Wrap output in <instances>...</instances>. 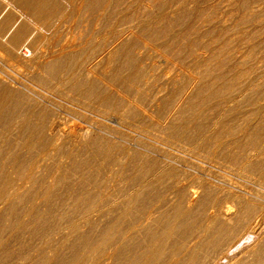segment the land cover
<instances>
[{
	"label": "rangeland",
	"instance_id": "1",
	"mask_svg": "<svg viewBox=\"0 0 264 264\" xmlns=\"http://www.w3.org/2000/svg\"><path fill=\"white\" fill-rule=\"evenodd\" d=\"M62 1L36 5L38 53L0 42V178L22 185L0 196V264H264V0ZM49 121L73 137L32 132ZM194 188L259 233L226 249Z\"/></svg>",
	"mask_w": 264,
	"mask_h": 264
},
{
	"label": "bare ground",
	"instance_id": "2",
	"mask_svg": "<svg viewBox=\"0 0 264 264\" xmlns=\"http://www.w3.org/2000/svg\"><path fill=\"white\" fill-rule=\"evenodd\" d=\"M8 1V0H7ZM43 0H11L10 3L13 6L12 8H16L18 10V12L20 11V16L24 17V21H22V23H18L15 22L14 17H12V13L9 14L8 12V6H3V8H1L2 10L0 11V42H2V44L6 47L7 49V55H5L6 57L4 59H6V61H11V60H17L19 62H21L20 60H27L32 53H34L35 49L32 50L31 48H29L28 46H26V44H24L23 42H25L26 39H28L27 37L31 38L30 36L34 34V32H37L38 28L36 27L37 20L39 19L40 15L37 11H36V5L41 3L40 5H42ZM59 1V0H58ZM62 1V0H61ZM2 2V1H1ZM5 2V1H4ZM1 5H3V3ZM9 2V1H8ZM57 2V1H56ZM63 2V1H62ZM49 3V1H48ZM55 3V1H54ZM53 3V4H54ZM60 3V2H59ZM6 5V4H5ZM39 5V6H40ZM70 5V4H69ZM23 6H25L27 9L23 8ZM47 6V5H46ZM2 7V6H1ZM50 8V6H48ZM47 7V8H48ZM10 8V7H9ZM38 8V7H37ZM53 8V7H52ZM51 8V9H52ZM16 9H13L15 11H17ZM43 10H45L43 8ZM77 11V10H76ZM17 12V13H18ZM48 12V11H47ZM49 12H52V10H49ZM55 13V12H54ZM59 13V12H58ZM19 14V13H18ZM53 14V13H52ZM12 15V16H11ZM16 15V14H15ZM45 15V14H44ZM20 18V17H19ZM59 18V17H58ZM14 19V20H13ZM22 19V18H21ZM19 19V20H21ZM45 19V16H44ZM42 20V17H41ZM40 20V21H41ZM76 20V19H75ZM47 21V20H45ZM44 22V21H43ZM39 27V26H38ZM53 27V26H52ZM42 28V26L40 27ZM39 28V29H40ZM41 30V29H40ZM49 31V30H48ZM39 32V30H38ZM42 32V31H41ZM98 34V33H97ZM54 35V33H53ZM68 37V36H67ZM46 39V38H45ZM31 40V39H30ZM50 40V39H49ZM26 43V42H25ZM33 44V43H32ZM40 44V43H39ZM70 44V43H69ZM3 46V47H4ZM22 46V48H21ZM35 47V46H32ZM39 47V46H38ZM1 48V47H0ZM20 48V50H19ZM2 49V48H1ZM26 49V53H23V50ZM4 50V49H3ZM2 51V50H1ZM39 50H36L35 53H38ZM55 51V50H54ZM4 52V51H3ZM34 53V54H35ZM41 53V51H40ZM43 53V52H42ZM45 53V52H44ZM56 54V53H55ZM4 55V54H3ZM50 55V54H49ZM33 56V55H32ZM39 57L41 56L38 55ZM47 56V55H46ZM4 57V56H3ZM44 57V56H43ZM62 57V56H61ZM51 58V57H50ZM88 58V57H87ZM2 59V58H1ZM114 59V58H113ZM15 60V61H16ZM5 61V60H4ZM42 61V60H41ZM61 62V61H60ZM5 63V62H4ZM17 63V62H16ZM36 63V62H35ZM45 63V62H44ZM20 64V63H19ZM33 64V63H32ZM31 64V65H32ZM59 64V62H58ZM41 65V64H40ZM48 65V64H47ZM21 66V65H20ZM56 66V65H55ZM35 67V66H34ZM48 67V66H47ZM57 67V66H56ZM105 67V66H104ZM19 68V67H18ZM32 68V67H31ZM59 68V67H57ZM34 69V68H33ZM38 69V68H37ZM101 69V68H100ZM41 70V69H40ZM47 70V69H46ZM14 71V70H13ZM27 71V70H26ZM67 71V70H66ZM7 72V71H6ZM81 72V71H80ZM36 74V73H35ZM38 74V73H37ZM45 74V73H44ZM55 74V73H54ZM33 75V74H32ZM40 75V74H39ZM42 75V74H41ZM61 75V74H60ZM59 76V75H58ZM82 76V75H81ZM74 77V76H73ZM12 78V77H11ZM86 78V77H85ZM29 79V78H28ZM8 79H5L1 74H0V82L5 83L6 85L8 84ZM45 80V79H44ZM71 82V81H69ZM10 83V82H9ZM74 83V82H73ZM92 83V82H91ZM90 83V84H91ZM80 84V83H79ZM73 85V84H72ZM92 85V84H91ZM0 86L2 87V85L0 84ZM81 86V85H80ZM5 87V86H3ZM11 87V86H10ZM92 87V86H91ZM13 88V87H12ZM93 88V87H92ZM15 89V88H14ZM70 89V88H69ZM13 90V89H12ZM4 91V90H3ZM6 91V90H5ZM17 93V92H15ZM20 93V92H19ZM22 93V92H21ZM3 96V95H2ZM246 96V95H245ZM10 97V96H9ZM25 97V96H24ZM215 97V96H214ZM249 97V96H248ZM5 98V97H4ZM14 98V97H13ZM27 98V97H26ZM11 101V100H10ZM13 101V100H12ZM239 101V100H238ZM1 102V101H0ZM5 102V101H4ZM74 102V101H73ZM2 103V102H1ZM14 103V102H13ZM132 103V102H131ZM21 105V104H18ZM57 105V104H56ZM1 106V105H0ZM24 106V105H23ZM19 107V106H18ZM9 108V107H7ZM37 108V107H36ZM11 109V108H10ZM195 110V109H194ZM7 111V110H6ZM17 111V110H16ZM36 111V110H35ZM45 112V111H44ZM49 112V111H48ZM55 112V111H54ZM6 113V112H5ZM23 113V112H22ZM35 114V113H34ZM43 114V113H42ZM55 114V113H54ZM121 114V113H120ZM134 114V113H133ZM136 114V113H135ZM167 115V114H166ZM248 115V114H247ZM38 116V115H36ZM256 116V115H255ZM257 116L259 117V115L257 114ZM256 116V117H257ZM263 116V115H262ZM46 117V116H45ZM44 117V118H45ZM3 118V117H1ZM12 118V117H11ZM221 118V116H220ZM251 118V117H250ZM39 119V118H38ZM43 119V117H42ZM47 119V118H46ZM120 117L113 115V119L112 121L117 123L118 125L120 124ZM243 119V118H242ZM258 119V118H257ZM30 120V118H29ZM28 120V121H29ZM35 120V119H34ZM128 120V119H127ZM217 120V119H216ZM11 121V120H10ZM238 121V120H237ZM40 123H42L41 121H38ZM48 122V120H47ZM241 122V121H239ZM245 122V121H244ZM253 122V121H252ZM250 120L247 119V122H245L246 125H250L252 123ZM34 123V122H33ZM32 123V124H33ZM50 123V124H49ZM48 126L45 128L43 127V125H38L36 124L35 127L33 126L32 130H30L32 132H35V134L40 135V137H45V139L47 138H53L56 137L59 139V137H65L67 135H70V131L65 129L63 127V123L61 121H49ZM188 123V122H187ZM238 123V122H237ZM235 123V124H237ZM10 125V124H9ZM20 125V124H19ZM224 125V124H223ZM3 126V125H2ZM23 126V124H22ZM45 126V125H44ZM236 127V126H235ZM241 127V126H240ZM246 128V127H245ZM244 127H242V129H245ZM233 129V128H232ZM238 129V128H237ZM12 130V129H11ZM23 130V129H22ZM106 130V129H105ZM241 130V129H240ZM20 131V130H19ZM85 131V130H84ZM176 131V130H175ZM87 132V130H86ZM94 132V131H93ZM96 132V131H95ZM232 132V130H231ZM236 132V131H235ZM15 133V132H14ZM21 133V132H20ZM88 133V132H87ZM221 133V132H220ZM234 133V131L232 132ZM243 133V132H241ZM73 134V133H72ZM14 135V134H13ZM29 135V134H28ZM33 135V134H32ZM87 135V134H86ZM101 135V134H100ZM240 135V134H238ZM71 137H73L72 135H70ZM81 136H85V133L83 135V133L81 132L79 134L78 137ZM236 136V135H235ZM36 137V136H35ZM169 137V136H168ZM220 137V136H219ZM243 137V136H242ZM20 138V137H19ZM24 139V138H23ZM29 139V138H28ZM54 139V138H53ZM68 139V138H67ZM73 139V138H72ZM150 139V138H149ZM169 139V138H168ZM216 139V138H215ZM220 139V138H219ZM228 139V138H227ZM238 139V138H237ZM38 140V139H37ZM50 145L52 146L51 143H55L53 142L52 139H50ZM55 140V139H54ZM60 140V139H59ZM59 140H57V143L61 144L60 142H58ZM214 140V139H213ZM223 140V139H222ZM23 141V140H22ZM56 141V140H55ZM65 141V139H64ZM154 141V140H153ZM212 142V141H211ZM230 143V142H229ZM234 143V141H233ZM232 143V144H233ZM217 144V143H216ZM225 144V143H224ZM9 145V144H8ZM19 145V144H18ZM26 145V144H25ZM24 146V145H23ZM54 146V145H53ZM201 146V145H200ZM210 146V145H209ZM57 147V145H56ZM64 147V146H63ZM7 148V147H6ZM13 148V146H12ZM20 148V147H19ZM25 148V146H24ZM55 148V147H54ZM53 148V149H54ZM3 149V148H2ZM15 149V148H14ZM31 149V148H30ZM37 149V148H36ZM50 149V148H49ZM52 149V148H51ZM56 149V148H55ZM19 150V149H18ZM21 150V149H20ZM46 150V149H45ZM219 151V150H218ZM9 152V151H8ZM24 152V151H23ZM49 152V151H48ZM10 153V152H9ZM50 153V152H49ZM188 153V152H187ZM26 154V153H25ZM216 155V154H215ZM223 155V154H222ZM9 156L14 157L17 165H18V153H14V156H12V154H10ZM56 156V155H55ZM4 157V156H3ZM21 158V157H20ZM44 158V157H43ZM129 158V157H128ZM13 159V158H12ZM214 160V159H213ZM15 162V161H13ZM15 162V163H16ZM8 163V162H7ZM20 163V162H19ZM22 163V162H21ZM5 164V163H4ZM12 164V162H11ZM23 164V163H22ZM22 164H20L21 166H23ZM15 166V165H14ZM13 166V167H14ZM19 167V166H17ZM25 168V167H24ZM124 168V167H123ZM16 169V167L14 168ZM12 170V169H11ZM18 170H20L18 168ZM26 170V169H25ZM17 171V170H16ZM159 171V170H158ZM161 171V170H160ZM6 172H4L5 174ZM37 174V173H36ZM3 175V174H2ZM11 175V174H10ZM14 176V175H13ZM10 176V177H13ZM28 176V175H27ZM2 179V181H1ZM201 179V178H200ZM13 180V179H12ZM0 183H1V189H0V196H12L13 194H16L19 192L20 188H22L21 184H15V185H11L12 182L6 177L0 178ZM22 181V180H21ZM200 181V180H199ZM20 182V181H19ZM14 183V181H13ZM23 183V182H22ZM198 183V182H197ZM201 183V182H200ZM25 185V184H23ZM146 185V184H145ZM29 186V185H28ZM177 186V185H176ZM24 189V188H23ZM147 190V189H146ZM199 190V189H198ZM212 190V189H210ZM229 191V190H228ZM199 192V191H198ZM222 192V191H221ZM201 193V192H200ZM197 191L194 189H190L187 193V197H186V202H187V207H188V211L192 212V216L195 219H199L201 217L200 211L203 212V220H204V224L202 225V229L203 232L209 234V233H215L216 235V240L218 241V243H220L221 245H224L226 247V249L231 248L238 240L240 237H242L243 235H245L246 233H254V234H258L259 233V227H260V218L259 219H255L256 221H248L247 223H242L240 225H232L230 222L231 219L234 218V215H236L238 212L235 211V214H231V210H230V206H226V211L223 210V206L218 205L216 203H212V202H208V203H203L202 205H198L197 204ZM128 195V194H127ZM130 195V194H129ZM137 193H133L130 196L126 197L125 196V201H128L131 197L132 198H136L137 197ZM199 195V194H198ZM166 196V195H165ZM6 199V198H5ZM183 199V197H182ZM181 199V200H182ZM185 199V198H184ZM164 200V199H163ZM232 200V199H231ZM9 201V199H8ZM100 201V200H99ZM4 202V201H3ZM6 202V201H5ZM185 202V203H186ZM232 202V201H231ZM232 204V203H231ZM229 204V205H231ZM1 205V204H0ZM234 205V204H233ZM239 205V204H238ZM28 207V206H27ZM225 208V207H224ZM232 208V207H231ZM36 209V208H35ZM203 209V211H202ZM257 209V208H256ZM94 213V212H93ZM183 213V212H182ZM233 213V212H232ZM264 213V212H263ZM68 214V213H67ZM151 214V213H150ZM248 214V213H247ZM261 216V215H259ZM54 217V216H53ZM237 217V216H236ZM248 217V216H247ZM253 217V216H252ZM61 218V217H60ZM84 218V217H83ZM140 219V218H139ZM79 221V220H78ZM152 221V220H151ZM154 221V220H153ZM69 222V221H68ZM172 222V221H170ZM169 222V223H170ZM72 223V222H71ZM77 223V222H76ZM58 224V223H57ZM60 224V223H59ZM71 226V225H70ZM197 226V225H196ZM134 229V228H133ZM57 230V229H56ZM113 230V229H112ZM115 230V229H114ZM178 230V229H177ZM196 230V229H195ZM64 231V230H63ZM152 231V230H151ZM161 232V231H160ZM168 233V232H167ZM127 234V232H126ZM171 234V233H170ZM159 235V234H158ZM214 235V236H215ZM264 235V234H263ZM72 235L69 234V236H67L68 238L71 237ZM139 236V235H138ZM197 235H193L191 237V239H194ZM204 236V235H203ZM213 236V235H212ZM61 237V236H60ZM128 237V236H127ZM145 237V236H144ZM148 237V236H147ZM183 237H185L183 235ZM199 237V235H198ZM197 237V238H198ZM62 238V237H61ZM125 239V236L123 237ZM141 238V236H140ZM146 238V237H145ZM201 238V237H200ZM127 239V238H126ZM74 240V239H73ZM174 240V239H173ZM198 240V239H197ZM212 240V239H211ZM144 241V240H143ZM206 241V240H205ZM72 242V241H71ZM191 242V241H190ZM194 242V241H193ZM216 242V241H214ZM154 243V242H153ZM186 243V242H185ZM203 243V242H202ZM62 244V243H61ZM134 244V243H133ZM168 244V243H167ZM211 244V243H209ZM208 244V245H209ZM177 245V244H176ZM182 245V244H181ZM184 245V242H183ZM206 245V244H205ZM254 245V244H253ZM170 246V245H169ZM179 246V245H178ZM189 246V244H188ZM201 246V245H200ZM216 246H219L218 244ZM215 246V247H216ZM223 246V247H224ZM150 247V246H149ZM168 247V246H167ZM221 247V246H220ZM171 248L168 247V249ZM222 249V248H221ZM170 250V249H169ZM173 250V249H172ZM179 250V247H178ZM207 250V249H206ZM215 250V249H213ZM213 250L211 249V252H213ZM220 250V248H219ZM166 251V249H165ZM175 251V250H174ZM177 251V250H176ZM175 251V252H176ZM185 251V250H184ZM208 251V250H207ZM217 252V250H215ZM55 252V251H54ZM188 252V251H187ZM191 252V251H190ZM233 252V251H232ZM105 253V252H104ZM123 253V252H121ZM178 253V251H177ZM183 253V251L181 252ZM186 253V252H185ZM200 253V251H199ZM124 254V253H123ZM192 254V253H191ZM127 255V254H126ZM148 255V254H147ZM176 255V254H175ZM180 255V254H179ZM185 254H182V256ZM187 255V254H186ZM193 255V254H192ZM202 255V253H201ZM140 256V255H139ZM181 256V255H180ZM205 256V255H203ZM246 256V255H245ZM159 257V256H158ZM184 258H186V256H183ZM224 257V256H223ZM138 258V257H137ZM194 258V257H192ZM238 258V257H237ZM99 259V258H98ZM126 259V258H125ZM191 259V258H190ZM101 260V259H100ZM201 260V259H200ZM218 260V259H217ZM221 261V260H220ZM96 262V261H95ZM190 262V260H189ZM217 262V261H216ZM230 262V261H229ZM180 263V262H179ZM215 263V262H214ZM218 263V262H217ZM221 263V262H220ZM260 263V262H259ZM103 264V263H101ZM135 264V263H134ZM213 264V262H212ZM224 264V263H223ZM249 264V263H247Z\"/></svg>",
	"mask_w": 264,
	"mask_h": 264
},
{
	"label": "built area",
	"instance_id": "3",
	"mask_svg": "<svg viewBox=\"0 0 264 264\" xmlns=\"http://www.w3.org/2000/svg\"><path fill=\"white\" fill-rule=\"evenodd\" d=\"M23 53H26V49L23 50Z\"/></svg>",
	"mask_w": 264,
	"mask_h": 264
}]
</instances>
